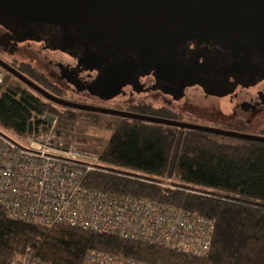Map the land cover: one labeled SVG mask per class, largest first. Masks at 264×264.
I'll list each match as a JSON object with an SVG mask.
<instances>
[{
	"label": "trees",
	"instance_id": "1",
	"mask_svg": "<svg viewBox=\"0 0 264 264\" xmlns=\"http://www.w3.org/2000/svg\"><path fill=\"white\" fill-rule=\"evenodd\" d=\"M0 58L14 67L9 47L0 45ZM4 74L0 130L10 138L22 141L44 131L46 113L57 117L59 136L81 143L88 142L83 136L90 125L104 124ZM116 119L106 123L110 136L98 143L103 147L98 169L90 172L86 186L174 205L212 220L216 231L210 253L199 258L78 228L49 229L14 220L0 208V264H11L27 250L49 264H82L91 249L150 264H264V143ZM165 178H174L177 188L161 186Z\"/></svg>",
	"mask_w": 264,
	"mask_h": 264
},
{
	"label": "flooded vegetation",
	"instance_id": "2",
	"mask_svg": "<svg viewBox=\"0 0 264 264\" xmlns=\"http://www.w3.org/2000/svg\"><path fill=\"white\" fill-rule=\"evenodd\" d=\"M20 27L14 26L13 34L0 24V45L14 54L16 70L62 99L264 136V50L259 46L223 45L188 34L148 55L110 37L87 39L76 28ZM80 112L96 120L123 119Z\"/></svg>",
	"mask_w": 264,
	"mask_h": 264
},
{
	"label": "built area",
	"instance_id": "3",
	"mask_svg": "<svg viewBox=\"0 0 264 264\" xmlns=\"http://www.w3.org/2000/svg\"><path fill=\"white\" fill-rule=\"evenodd\" d=\"M4 71L0 69V85ZM45 131L17 141L0 130V208L14 220L45 228L65 226L164 250L206 257L215 223L194 212L86 186L98 157L76 149L56 132L57 117L42 116ZM11 264H49L29 250ZM82 264H150L91 249Z\"/></svg>",
	"mask_w": 264,
	"mask_h": 264
},
{
	"label": "water",
	"instance_id": "4",
	"mask_svg": "<svg viewBox=\"0 0 264 264\" xmlns=\"http://www.w3.org/2000/svg\"><path fill=\"white\" fill-rule=\"evenodd\" d=\"M41 23L80 29L87 39L110 37L148 55L188 34L264 50V0H0V24L11 33L14 26L31 31L29 25ZM0 69L62 107L264 143L260 135L78 104L46 91L1 58Z\"/></svg>",
	"mask_w": 264,
	"mask_h": 264
},
{
	"label": "rangeland",
	"instance_id": "5",
	"mask_svg": "<svg viewBox=\"0 0 264 264\" xmlns=\"http://www.w3.org/2000/svg\"><path fill=\"white\" fill-rule=\"evenodd\" d=\"M4 58H8L7 54H2ZM12 59V58H11ZM16 64H19L18 62H15ZM6 74H4L3 76V80L5 79ZM2 85V84H1ZM72 95V94H69ZM83 117L89 116L88 114L85 113H80ZM54 116V115H53ZM81 116V117H82ZM102 121H104V124H93L89 126V130H87L86 133H84L83 138H85L88 142L86 143H81V142H77L76 139H68V138H64L63 136H59L61 140L65 141L66 143H72L77 150L82 151V152H89L93 155H95L96 157H99L100 152L102 151L103 147L101 145H98V143H106L109 136H110V130L107 127L106 123L109 122H115L117 119L114 117H101ZM91 119H94L91 117ZM57 125V124H56ZM92 128V129H90ZM45 131V130H44ZM91 146V150H87V147ZM95 150H94V149ZM161 186H163L164 188H168V189H173L175 190L177 188L176 184H175V179L174 178H165L161 181Z\"/></svg>",
	"mask_w": 264,
	"mask_h": 264
}]
</instances>
